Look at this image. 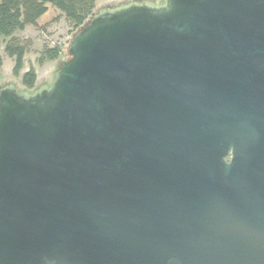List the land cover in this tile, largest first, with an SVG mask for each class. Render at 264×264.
<instances>
[{"label": "water", "instance_id": "95a60500", "mask_svg": "<svg viewBox=\"0 0 264 264\" xmlns=\"http://www.w3.org/2000/svg\"><path fill=\"white\" fill-rule=\"evenodd\" d=\"M67 52L0 87V264H264V0L111 1Z\"/></svg>", "mask_w": 264, "mask_h": 264}, {"label": "rangeland", "instance_id": "374dc122", "mask_svg": "<svg viewBox=\"0 0 264 264\" xmlns=\"http://www.w3.org/2000/svg\"><path fill=\"white\" fill-rule=\"evenodd\" d=\"M117 0H95L96 12L107 3ZM125 3L137 1L140 3L155 4L162 3L163 0H119ZM93 12V13H94ZM88 20V19H87ZM86 20V21H87ZM77 30V29H76ZM64 15L55 7L48 5V9L38 20L36 25L26 26L23 30L16 31L14 36L25 45L26 54L24 56V65L18 74L14 73L15 61L12 57L7 56L4 51V43L0 47L1 63H0V87L11 82L16 85L20 91H32L39 85H50L54 79V70L58 68L62 61L69 58L67 48L70 44L71 37L76 32ZM58 46L60 54L56 59H45L42 63L39 62L42 51L45 48H53ZM33 68L36 73L35 86L32 89H26L21 84V76L29 68Z\"/></svg>", "mask_w": 264, "mask_h": 264}, {"label": "trees", "instance_id": "16d2710c", "mask_svg": "<svg viewBox=\"0 0 264 264\" xmlns=\"http://www.w3.org/2000/svg\"><path fill=\"white\" fill-rule=\"evenodd\" d=\"M48 5L58 9L73 29H78L91 16L95 0H0V47L4 43V53L15 61L14 73L18 74L24 65L26 47L14 33L26 26L36 25L37 20L46 13ZM60 54L58 46L45 48L39 62L56 59ZM0 55V63H1ZM35 70L31 67L21 76V84L32 89L36 82Z\"/></svg>", "mask_w": 264, "mask_h": 264}]
</instances>
